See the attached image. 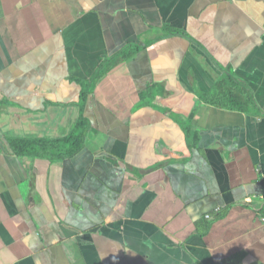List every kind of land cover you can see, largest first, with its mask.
Wrapping results in <instances>:
<instances>
[{"label": "crops", "instance_id": "crops-1", "mask_svg": "<svg viewBox=\"0 0 264 264\" xmlns=\"http://www.w3.org/2000/svg\"><path fill=\"white\" fill-rule=\"evenodd\" d=\"M263 217L264 0H0V264H264Z\"/></svg>", "mask_w": 264, "mask_h": 264}, {"label": "trees", "instance_id": "trees-1", "mask_svg": "<svg viewBox=\"0 0 264 264\" xmlns=\"http://www.w3.org/2000/svg\"><path fill=\"white\" fill-rule=\"evenodd\" d=\"M129 50L122 52L123 59L129 58L134 54L133 50L132 52ZM103 72L104 70L89 81L82 82L83 88L80 94L81 112L88 95L92 92L93 83ZM200 98L209 104L241 110L255 107L253 95L248 87L236 81L229 74H225L224 78L212 90L200 94ZM90 130L89 121L81 113L69 132L63 136L55 138L8 137L7 140L12 151L18 155L42 156L50 160H60L75 155L82 148ZM185 130L187 137L195 136L191 132L190 124L186 126Z\"/></svg>", "mask_w": 264, "mask_h": 264}, {"label": "built area", "instance_id": "built-area-1", "mask_svg": "<svg viewBox=\"0 0 264 264\" xmlns=\"http://www.w3.org/2000/svg\"><path fill=\"white\" fill-rule=\"evenodd\" d=\"M207 217H209V215H207ZM263 222H264V217L262 218Z\"/></svg>", "mask_w": 264, "mask_h": 264}]
</instances>
